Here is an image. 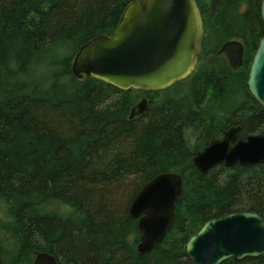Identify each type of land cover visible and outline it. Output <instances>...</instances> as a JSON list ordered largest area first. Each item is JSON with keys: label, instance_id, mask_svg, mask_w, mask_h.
I'll return each instance as SVG.
<instances>
[{"label": "trees", "instance_id": "obj_1", "mask_svg": "<svg viewBox=\"0 0 264 264\" xmlns=\"http://www.w3.org/2000/svg\"><path fill=\"white\" fill-rule=\"evenodd\" d=\"M133 1L0 0V264H32L38 252L57 264H192L185 243L207 221L232 212L264 219V164L205 175L192 164L221 129L239 127L238 139L264 133V108L246 88L264 33L261 0H194L202 55L167 89L123 92L74 78L79 48L111 35ZM230 41L244 48L236 71L218 54ZM142 95L148 110L130 120ZM206 97L215 105L201 108ZM169 172L183 179L172 225L139 254L129 205Z\"/></svg>", "mask_w": 264, "mask_h": 264}, {"label": "water", "instance_id": "obj_2", "mask_svg": "<svg viewBox=\"0 0 264 264\" xmlns=\"http://www.w3.org/2000/svg\"><path fill=\"white\" fill-rule=\"evenodd\" d=\"M264 31V0L260 1ZM203 23L194 0H135L123 13L111 35H98L76 53L71 73L82 80L94 78L119 91H160L185 80L195 69L201 50ZM243 46L225 43L219 50L233 71L243 66ZM246 88L264 108V33L252 57ZM147 99L134 105L130 120L144 115ZM192 160L205 175L216 167L231 169L264 164V133L238 139L239 127L221 130ZM182 175L162 173L134 196L128 216L138 221L139 254L149 253L168 233L181 194ZM192 264H222L228 260L264 256V219L254 212H232L207 221L185 243ZM32 264H57L54 257L36 253Z\"/></svg>", "mask_w": 264, "mask_h": 264}, {"label": "rangeland", "instance_id": "obj_3", "mask_svg": "<svg viewBox=\"0 0 264 264\" xmlns=\"http://www.w3.org/2000/svg\"><path fill=\"white\" fill-rule=\"evenodd\" d=\"M202 64H205V66H206V59H202ZM189 82H191V79L189 80ZM188 90V87H186V91ZM211 92V91H210ZM208 93L207 94V96H209L210 98H212L211 96H212V94L211 93ZM183 94H186L185 92H181L180 93V95L179 96H181V95H183ZM142 99H147V97H145L144 95H142V97H141ZM139 99V101L140 100H142V99ZM138 101V102H139ZM207 101V97L205 98V100L203 101V103H202V106H201V108L202 107H212V106H214L215 104L214 103H210V102H206ZM221 113V111H219V113L218 114H220Z\"/></svg>", "mask_w": 264, "mask_h": 264}, {"label": "flooded vegetation", "instance_id": "obj_4", "mask_svg": "<svg viewBox=\"0 0 264 264\" xmlns=\"http://www.w3.org/2000/svg\"><path fill=\"white\" fill-rule=\"evenodd\" d=\"M219 50H220V49H219ZM243 50H244V48H243ZM254 53H255V52H254ZM218 54H219L220 56H223V57L226 59V56H225L223 53L220 54L219 51H218ZM200 55H202V54H201V50H200ZM200 55H199V56H200ZM198 59H199V57H198ZM226 61L228 62L227 59H226ZM250 63H251V62H250ZM228 64H229V63H228ZM229 67H230V66H229ZM249 67H250V66H249ZM248 70H249V69H248ZM247 76H248V75H247ZM221 130H222V129H221ZM221 130H220V131H221ZM221 133H222V131H221ZM221 135H222V134H221ZM221 137H222V136H221Z\"/></svg>", "mask_w": 264, "mask_h": 264}, {"label": "bare ground", "instance_id": "obj_5", "mask_svg": "<svg viewBox=\"0 0 264 264\" xmlns=\"http://www.w3.org/2000/svg\"><path fill=\"white\" fill-rule=\"evenodd\" d=\"M38 253H41V252H38ZM35 254H36V253H35ZM35 254H34V260H35ZM34 260H33V261H34Z\"/></svg>", "mask_w": 264, "mask_h": 264}]
</instances>
